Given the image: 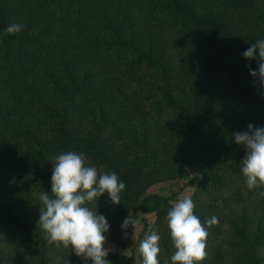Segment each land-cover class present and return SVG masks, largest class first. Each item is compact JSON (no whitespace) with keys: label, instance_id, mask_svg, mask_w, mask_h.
Here are the masks:
<instances>
[{"label":"trees","instance_id":"16d2710c","mask_svg":"<svg viewBox=\"0 0 264 264\" xmlns=\"http://www.w3.org/2000/svg\"><path fill=\"white\" fill-rule=\"evenodd\" d=\"M261 39L264 0H0V264H92L38 228L65 152L126 185L119 205H89L109 223V264L135 263L122 224L138 212L172 264L182 191L147 192L178 179L209 233L202 264H264V189L247 188L234 137L264 127L259 62L243 56Z\"/></svg>","mask_w":264,"mask_h":264},{"label":"clouds","instance_id":"9594fccd","mask_svg":"<svg viewBox=\"0 0 264 264\" xmlns=\"http://www.w3.org/2000/svg\"><path fill=\"white\" fill-rule=\"evenodd\" d=\"M21 24H11L5 29V35H15L23 30ZM249 60L259 62V71H251L253 77H259L264 83V39L252 44L243 53ZM235 143L246 148L242 162V173L249 190L264 189V127L248 125V131L234 134ZM126 185L115 172H98L95 166L86 163L83 153L65 152L55 157L51 176V194L40 192L41 202L38 228L45 234L49 244L57 248H71L72 253L92 264H109V249L106 233L109 223L105 216L93 211L89 205H97L105 193L114 205L121 203V195ZM264 196V191L259 193ZM171 209L167 213V225L175 252L172 264H202L207 256L208 231L199 217L194 214L195 204L190 196H183L177 201H170ZM213 216L207 226L218 224ZM140 220L130 213L123 221L122 229L132 226L135 241ZM139 243L138 252L142 264H160V236L151 230ZM59 264V261H57Z\"/></svg>","mask_w":264,"mask_h":264},{"label":"rangeland","instance_id":"374dc122","mask_svg":"<svg viewBox=\"0 0 264 264\" xmlns=\"http://www.w3.org/2000/svg\"><path fill=\"white\" fill-rule=\"evenodd\" d=\"M190 173L192 174L193 171L191 170ZM185 181L183 179H178L176 181H171V182H165L158 184L154 187H152L148 192L147 195L150 194H160L163 196H169L174 192L177 191H182L180 193L179 199L182 198L183 196H190L192 197L194 193L195 188H183L182 190H179L180 187L184 185ZM134 218H137L140 220V225L138 226V232H137V237L136 240L134 241L132 237L135 235V229L133 228L132 231L130 232L129 235L126 236L125 242L127 246V251L126 253L129 256H132L135 260L134 264H142V257L140 256L138 252V246L141 241L140 239V234L142 232V229L144 227V221L143 219H147L149 222L154 221V216L153 215H144L142 212H138L134 215ZM105 248L109 249V252H114L115 251V245L112 242L107 241L105 244Z\"/></svg>","mask_w":264,"mask_h":264}]
</instances>
